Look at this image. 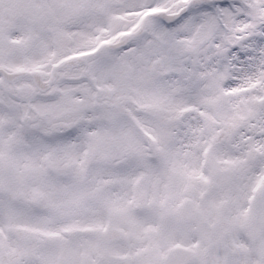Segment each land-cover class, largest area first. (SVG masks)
<instances>
[{"label":"snow or ice","instance_id":"obj_1","mask_svg":"<svg viewBox=\"0 0 264 264\" xmlns=\"http://www.w3.org/2000/svg\"><path fill=\"white\" fill-rule=\"evenodd\" d=\"M0 264H264V0H0Z\"/></svg>","mask_w":264,"mask_h":264}]
</instances>
